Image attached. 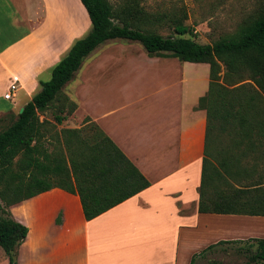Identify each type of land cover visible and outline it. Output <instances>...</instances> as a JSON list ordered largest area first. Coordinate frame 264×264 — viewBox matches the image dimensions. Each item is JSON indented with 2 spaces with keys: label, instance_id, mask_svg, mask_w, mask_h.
Here are the masks:
<instances>
[{
  "label": "crops",
  "instance_id": "0c3cea01",
  "mask_svg": "<svg viewBox=\"0 0 264 264\" xmlns=\"http://www.w3.org/2000/svg\"><path fill=\"white\" fill-rule=\"evenodd\" d=\"M83 24L75 0H0V115L20 110L32 98ZM201 42L211 40L205 36ZM136 54L125 50L84 61L78 81L85 101L68 96L77 104L74 119L88 117L97 124L149 185L90 220L78 195L57 187L12 205L13 218L28 227L17 249V264H189L194 254L218 241L264 238V214L198 210L206 112L196 106L208 90L209 65L146 53V62L134 67L154 73L147 79L155 88L144 94L139 85L116 76L131 66L125 59ZM97 76L99 82L92 83ZM12 81L17 87L7 99ZM108 87L131 89L138 116L125 120L116 115L124 104L110 101L105 106L104 98L114 93H106ZM249 119L245 133L227 124L225 133H235L234 139L226 147L211 148L209 159L217 167L225 160L232 174L228 179L236 187L256 189L245 185L260 182L257 189H262L264 105L254 107ZM246 192L239 200L243 205L264 209V189Z\"/></svg>",
  "mask_w": 264,
  "mask_h": 264
},
{
  "label": "trees",
  "instance_id": "16d2710c",
  "mask_svg": "<svg viewBox=\"0 0 264 264\" xmlns=\"http://www.w3.org/2000/svg\"><path fill=\"white\" fill-rule=\"evenodd\" d=\"M80 2L90 21L89 31L74 40L52 67L50 78L39 81L38 91L22 111L15 109L0 117L4 124L0 129V247L8 264H17V249L28 233V227L13 218L12 205L57 187L78 195L84 216L90 220L149 185L90 119L81 127L57 128L77 108L64 86L84 58L110 39L138 41L149 56L209 65L208 90L196 106L206 112L198 210L264 214V209L248 208L239 201L246 191H263L257 189L260 182L245 185L256 189L236 187L228 179L232 174L225 160L215 166L208 148L211 138L214 147H221L222 134L213 133L217 126L226 129L227 124H236L245 133L251 110L264 105V0L236 31L208 43L200 42L194 28L185 22L188 13L184 6L154 12L146 10L141 0H122L118 5L109 0ZM165 27L169 29L166 35L160 32ZM224 244H234L235 254L242 255L245 264H264V238L218 241L194 254L189 264Z\"/></svg>",
  "mask_w": 264,
  "mask_h": 264
},
{
  "label": "rangeland",
  "instance_id": "374dc122",
  "mask_svg": "<svg viewBox=\"0 0 264 264\" xmlns=\"http://www.w3.org/2000/svg\"><path fill=\"white\" fill-rule=\"evenodd\" d=\"M109 2L112 5H118L122 2V0H109ZM141 3L146 8V10L154 12L167 11L175 6H184L188 13V18L185 22L194 28L197 39L201 42L204 40L205 36L212 40L217 39L222 35H226L236 31L238 27L256 10L260 3V0H141ZM75 8L78 13L81 12L83 17L84 24L82 26V30L78 32V37H81L89 31L90 21L85 8L81 5L80 0H75ZM160 32L166 35L167 33H169V29L165 27L162 28ZM125 50H131L137 53V57H131V59L127 57L124 62L130 61L131 66L123 70L121 73H118L116 76L118 78L122 77V80L124 82H130V85H139V90L143 91L144 94H146L148 91H151L152 88L154 89L155 87L152 86L154 83L147 79L149 77H153L154 73H152L149 69H134V67L137 66H139L137 68H140V65L146 62V51L141 43L138 41H130L124 39H110L101 43L97 48H95L91 55H88L84 58L80 68L76 71L74 77L64 86V91L69 94L71 98L82 104V102H84L85 100H83V87L81 86V82L78 81V76L82 75L84 63L89 60L99 61L100 59H104L103 57L109 53ZM100 55L102 56V58H100ZM102 78L103 80L106 79V81H112L111 79H107L106 77ZM91 82H99L98 76L97 79H94V81ZM119 83H122V81L120 80ZM77 86H79V88ZM73 87L77 88L76 95L75 89H73ZM89 87L90 88H88V90L92 95V90L94 89V87L91 85H89ZM86 90L84 89V91ZM104 90H106V93L114 90V93L110 98L109 96L104 98V104L109 103L110 101H113V104L115 105L124 104L125 108L121 110V112L117 113V116H119L120 118H125V120L127 119L129 121L138 116L136 114V111L134 110V107L132 106L131 89L128 88V91H126V89H122L121 91H119L117 90V88L113 89L112 87H108ZM97 91V87H95L94 92ZM81 106L82 109L85 108V106ZM105 106H103L102 108H105ZM107 106L112 105L107 104ZM82 109L80 110L83 112ZM81 111L78 112V115L81 114ZM4 115L5 114L0 115V117H3ZM45 116H47L48 119L52 120V116L49 113H47ZM74 117L75 114L67 116L62 124L57 125V128L60 129L67 126L77 128L90 123L86 122L88 117L83 118V116H79V120L74 119ZM40 119H43L42 115L40 116ZM71 121L76 122L77 127H73ZM3 126L4 124H0V129ZM227 129L228 128L221 129L217 126L213 131L214 133L222 134H220L221 137L219 138L218 146L226 147V145L231 144L232 140L234 139L235 133H225ZM213 147L214 145L211 138L208 148L210 149ZM212 260L221 262V264H241L245 259L242 255L235 254L231 246H223V248H215L213 251H208L202 257H198L196 259V264H208ZM0 264H8L7 256L2 247H0Z\"/></svg>",
  "mask_w": 264,
  "mask_h": 264
},
{
  "label": "built area",
  "instance_id": "2783aa9c",
  "mask_svg": "<svg viewBox=\"0 0 264 264\" xmlns=\"http://www.w3.org/2000/svg\"><path fill=\"white\" fill-rule=\"evenodd\" d=\"M15 89H16V82L15 81H12V83L10 84L9 90L4 95V97L7 98V99L12 98V91H14Z\"/></svg>",
  "mask_w": 264,
  "mask_h": 264
},
{
  "label": "water",
  "instance_id": "95a60500",
  "mask_svg": "<svg viewBox=\"0 0 264 264\" xmlns=\"http://www.w3.org/2000/svg\"><path fill=\"white\" fill-rule=\"evenodd\" d=\"M20 111H22V108H20Z\"/></svg>",
  "mask_w": 264,
  "mask_h": 264
}]
</instances>
